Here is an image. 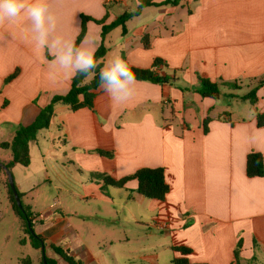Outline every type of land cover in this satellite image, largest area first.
<instances>
[{"label": "crops", "instance_id": "obj_1", "mask_svg": "<svg viewBox=\"0 0 264 264\" xmlns=\"http://www.w3.org/2000/svg\"><path fill=\"white\" fill-rule=\"evenodd\" d=\"M141 1L46 0L57 32L77 45L87 38L95 52L103 25L134 12ZM82 16L92 19L77 43ZM29 27L26 20L0 26V143L11 141L19 125L32 123L53 96L67 94L74 77L50 75L25 39ZM104 45L102 67L119 56L129 67L154 69L160 59L156 72L178 81L136 79L123 101L99 88L93 109L55 106L50 127L30 143V165L11 171L35 232L81 264H119L120 257L157 264L164 252L172 263L181 256L175 246L192 249L193 263L235 264L239 240L241 264L257 250L264 254V175L246 173L249 153L264 159V126L257 124L264 84L255 104L242 98L264 80V0L148 6L126 22L125 34L112 28ZM201 76L239 87L222 85L218 99L203 97L196 91ZM10 159L11 152L0 162ZM158 167L170 186L164 200L139 194L137 180L118 188L97 176L119 180ZM129 225L143 242L130 244Z\"/></svg>", "mask_w": 264, "mask_h": 264}, {"label": "trees", "instance_id": "obj_2", "mask_svg": "<svg viewBox=\"0 0 264 264\" xmlns=\"http://www.w3.org/2000/svg\"><path fill=\"white\" fill-rule=\"evenodd\" d=\"M181 0H163L161 2H156L155 0H142L138 8L131 13H126L118 18L117 21L110 25H103L102 28V43L95 52V59L97 65L102 68L103 60L108 53V49L104 45V39L106 34L114 27H121L122 33H126V22L135 16L141 14L142 10L148 6H164V5H178ZM87 16H82V30L78 37L77 43H79L85 33H86V22L91 20ZM98 23L103 24L98 21ZM143 44L145 47L149 46V37L145 36L143 38ZM162 65L160 59L154 61V69H140L130 67L131 71L135 74L137 80H144L158 84H169L176 85L177 77L174 75H160L156 72L155 68H159ZM99 68L96 73L90 76L76 75L72 79L71 88L69 92L65 95H55L50 100V102L40 109L35 120L28 125H19L13 139L9 142L0 143V148L5 150H10L11 159L8 162H2L6 168L12 171L15 165H21L27 167L30 165V143L37 138L40 131L46 130L50 127L52 117L54 115L55 106L58 104L68 105L71 110L76 111L81 108H94V101L97 95V90L99 89ZM15 76L12 75L8 80ZM264 84V80L259 81L256 86L246 95L242 96L243 99L249 100L250 103L255 104L257 102V91ZM229 85L234 89L239 86L237 83H226V82H213L212 80L201 76L200 85L196 91L203 97L218 99L221 95V86ZM184 90L186 88H183ZM230 98L235 97V95L230 94ZM208 121L207 118L204 121V130L208 132ZM257 124L259 127L264 126V112H259L257 114ZM101 154L112 156L110 153L100 151ZM0 171L5 175L4 169L0 166ZM246 173L248 177H262L264 175V159L262 154L258 152H251L247 156L246 160ZM99 178L104 180L107 186H113L122 188L128 181L137 180V192L149 199L164 200L170 191V186L165 178V170L162 167L158 168H141L135 173L128 175L119 180L113 179L110 176L104 174H98ZM6 184L10 191V199L14 211L20 216L23 222V228L26 234L29 235L30 244L32 248L40 251V258L38 261H34L32 257H24L19 260V264H61V261L67 264H81L74 258L70 257L66 251L61 247L50 245L47 246L45 240L38 235L34 230L33 216L31 209L22 203V207H19L13 191L10 187L8 178L6 177ZM18 191V190H17ZM18 195L22 198V194L18 191ZM28 223L31 224L33 232L30 231ZM23 244L26 241H22ZM44 246V250L42 247ZM242 248V241L239 240L237 243L235 254V264H241L240 251ZM173 249L179 253L181 256L176 257L172 260V264H207V263H193L189 260L188 255L192 254V249L184 246H175ZM51 250L53 256H49L47 251ZM44 259L46 262H44ZM255 260V257H253Z\"/></svg>", "mask_w": 264, "mask_h": 264}, {"label": "clouds", "instance_id": "obj_3", "mask_svg": "<svg viewBox=\"0 0 264 264\" xmlns=\"http://www.w3.org/2000/svg\"><path fill=\"white\" fill-rule=\"evenodd\" d=\"M23 20L30 27L24 34L42 59L53 78L59 76L85 77L99 68V88L112 98L123 101L129 98L136 83L135 74L119 56L100 68L95 59V47L87 41L77 45L75 40L57 32V17L49 11L46 0H0V26L18 25ZM48 56L52 58L49 60Z\"/></svg>", "mask_w": 264, "mask_h": 264}, {"label": "rangeland", "instance_id": "obj_4", "mask_svg": "<svg viewBox=\"0 0 264 264\" xmlns=\"http://www.w3.org/2000/svg\"><path fill=\"white\" fill-rule=\"evenodd\" d=\"M5 154H10V150L0 149V157L5 156ZM31 168H33V165L29 170ZM6 177L0 171V264H19L20 259L28 256L32 257L36 262L40 258V251L32 248L29 235L24 231L22 219L13 209L10 191L6 184ZM137 230L134 225L128 226V236L131 238L130 244L135 245L144 241V239L140 238L141 236ZM158 236L160 240L164 239L161 234ZM23 240L26 241L25 244L22 243ZM261 252L257 250L256 260L251 259L243 264H264V254ZM50 255L53 256V253L51 252ZM119 261V264H144L139 260L130 261L123 257H120ZM157 264H172L169 254H166V252L162 253L160 261Z\"/></svg>", "mask_w": 264, "mask_h": 264}, {"label": "water", "instance_id": "obj_5", "mask_svg": "<svg viewBox=\"0 0 264 264\" xmlns=\"http://www.w3.org/2000/svg\"><path fill=\"white\" fill-rule=\"evenodd\" d=\"M0 166L4 169V171L6 173V176L8 178L10 187H11V189L13 191V194L15 196V199H16V202H17L18 206L22 207V201H21V198L18 195V191H17L16 185H15V182H14V178H13L12 172L10 170H8L6 168V166L2 162H0ZM28 226H29L30 231L33 232L34 230H33V228H32L30 223H28ZM42 250H44V246L42 247ZM44 262H46L45 259H44Z\"/></svg>", "mask_w": 264, "mask_h": 264}, {"label": "built area", "instance_id": "obj_6", "mask_svg": "<svg viewBox=\"0 0 264 264\" xmlns=\"http://www.w3.org/2000/svg\"><path fill=\"white\" fill-rule=\"evenodd\" d=\"M119 1H121V0H106V2H108V3H116V2H119Z\"/></svg>", "mask_w": 264, "mask_h": 264}]
</instances>
